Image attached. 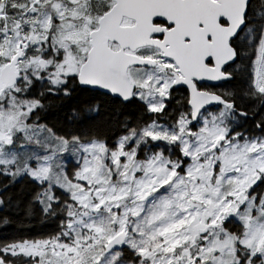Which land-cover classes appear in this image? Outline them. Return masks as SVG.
<instances>
[{
	"label": "snow or ice",
	"instance_id": "1",
	"mask_svg": "<svg viewBox=\"0 0 264 264\" xmlns=\"http://www.w3.org/2000/svg\"><path fill=\"white\" fill-rule=\"evenodd\" d=\"M0 264H264V0H0Z\"/></svg>",
	"mask_w": 264,
	"mask_h": 264
},
{
	"label": "trees",
	"instance_id": "2",
	"mask_svg": "<svg viewBox=\"0 0 264 264\" xmlns=\"http://www.w3.org/2000/svg\"><path fill=\"white\" fill-rule=\"evenodd\" d=\"M37 227L39 228V227H41L40 225H37Z\"/></svg>",
	"mask_w": 264,
	"mask_h": 264
}]
</instances>
